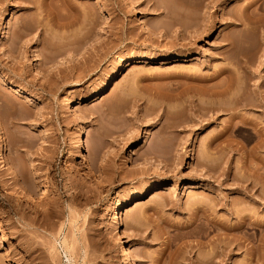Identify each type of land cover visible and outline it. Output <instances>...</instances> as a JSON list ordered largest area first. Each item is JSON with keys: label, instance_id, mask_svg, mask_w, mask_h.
Listing matches in <instances>:
<instances>
[{"label": "rangeland", "instance_id": "1", "mask_svg": "<svg viewBox=\"0 0 264 264\" xmlns=\"http://www.w3.org/2000/svg\"><path fill=\"white\" fill-rule=\"evenodd\" d=\"M0 135V264H264V0H0Z\"/></svg>", "mask_w": 264, "mask_h": 264}, {"label": "bare ground", "instance_id": "2", "mask_svg": "<svg viewBox=\"0 0 264 264\" xmlns=\"http://www.w3.org/2000/svg\"><path fill=\"white\" fill-rule=\"evenodd\" d=\"M159 58H165V59H168L170 60V62H175V61H178L179 58L177 56H167V55H164L163 57H154V59H159ZM132 64V61L131 60H125V61H120L119 63H117L112 69L111 71H109L108 73H106L101 79L100 81L98 82L97 86L95 87V89L89 91L86 95V97L83 98V100H86V101H89L91 99H93L94 97H97V96H101L102 94H104L107 89H108V86L109 84L112 82V80L118 76L121 72V70L124 68H126L127 66H130ZM223 79V78H222ZM231 79V78H230ZM9 82H6V81H3V84H7ZM229 83V82H228ZM227 86V85H226ZM228 87V86H227ZM224 90V89H223ZM220 91V90H219ZM228 91V90H227ZM225 92V91H224ZM218 93V92H217ZM221 93V92H220ZM227 93V92H225ZM227 95V94H226ZM225 95V96H226ZM231 95V94H230ZM222 96V94H221ZM228 96V95H227ZM232 96V95H231ZM238 96V95H237ZM234 97V95H233ZM240 97V95H239ZM221 98V97H220ZM219 98V99H220ZM229 98L231 99V97L229 96ZM235 98V97H234ZM246 99L248 97H245ZM218 101H222V100H219ZM237 99V98H235ZM244 99V98H243ZM241 100V99H240ZM239 100V102H241ZM75 101L74 98H68L67 101H66V104H65V108H72L73 107V102ZM224 101V100H223ZM227 101V100H226ZM230 102V101H229ZM238 102V103H239ZM231 103V102H230ZM233 103V102H232ZM237 103V104H238ZM253 103V102H252ZM240 104V103H239ZM247 104V102H246ZM250 104V102L248 103V105ZM254 104V103H253ZM222 105V104H221ZM224 105V104H223ZM220 106V104H218V107ZM225 106V105H224ZM247 106V105H246ZM256 106V105H255ZM254 106V107H255ZM225 109V108H224ZM227 109V108H226ZM241 114V113H240ZM238 113H234L231 115L232 118H239V123L241 122L242 125H247V124H251L252 127L254 128V130L257 132V133H261V129L262 128H255L256 127V124H254V122H252L253 120L249 119V117H246L245 118V115L243 114L240 115ZM249 120H248V119ZM251 120V121H250ZM233 121V120H232ZM235 126V125H234ZM238 127H242V126H239ZM85 134V130H83V128H79L78 129V132H77V139H76V142H75V148L79 151H84V142H83V136ZM1 137V135H0ZM5 149H6V144L4 143V141L1 142L0 144V156L2 158V161L4 162L6 160L5 158ZM155 188V189H154ZM158 188L157 185H155L153 188H144L141 193H139L138 195L136 196H132V197H128L124 200V202H121L119 201L118 199H116L114 196H108L107 198V201L105 203V209L107 211V213L109 214V216L112 218L113 220V225L115 227V229L117 230H121L123 227H124V220H122V217L120 215V207L122 206H125V207H129L130 205H132L133 203L136 204L138 202H140L144 196L149 192L151 191L152 189L153 190H156ZM152 190V191H153ZM10 251H16V249L14 247H10ZM115 254H116V257L119 258L122 262V264H135V262L132 261V257L127 253L126 251V248L123 246V244H119L117 246V248L115 249Z\"/></svg>", "mask_w": 264, "mask_h": 264}]
</instances>
